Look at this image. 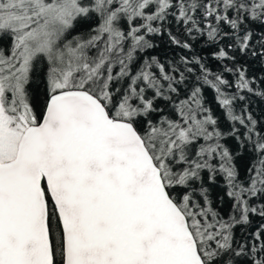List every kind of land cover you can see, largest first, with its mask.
Segmentation results:
<instances>
[{"label":"snow or ice","instance_id":"obj_1","mask_svg":"<svg viewBox=\"0 0 264 264\" xmlns=\"http://www.w3.org/2000/svg\"><path fill=\"white\" fill-rule=\"evenodd\" d=\"M257 99L264 0H0V264H264Z\"/></svg>","mask_w":264,"mask_h":264},{"label":"trees","instance_id":"obj_2","mask_svg":"<svg viewBox=\"0 0 264 264\" xmlns=\"http://www.w3.org/2000/svg\"><path fill=\"white\" fill-rule=\"evenodd\" d=\"M177 53H179V49H177ZM168 55H171V53H166ZM211 66L216 69L218 67V65L216 64V62L214 60L210 61ZM231 79V77H229ZM209 98H211V93H208ZM253 109L257 111V113H259V111L261 109H264V102L259 101L258 99L253 103L252 105Z\"/></svg>","mask_w":264,"mask_h":264}]
</instances>
